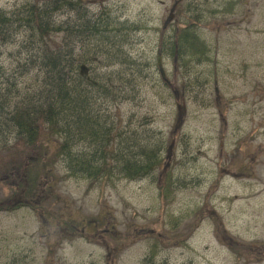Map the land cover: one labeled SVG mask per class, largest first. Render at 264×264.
<instances>
[{
    "label": "rangeland",
    "instance_id": "374dc122",
    "mask_svg": "<svg viewBox=\"0 0 264 264\" xmlns=\"http://www.w3.org/2000/svg\"><path fill=\"white\" fill-rule=\"evenodd\" d=\"M25 2L0 0V11ZM87 6L140 28L123 49L133 62L127 74L114 63L89 76L117 92L106 106L113 133L148 138L159 163L114 185L66 177L54 163V181L41 177L46 188L30 206L0 209V264H150L152 252L154 264H264V0ZM190 24L205 52L172 53L173 28ZM24 38L0 44V65L3 80L26 87L37 71L23 73L18 63L29 48ZM109 70L110 77L99 75ZM0 146L14 162L24 160L12 134ZM159 185H168L165 197ZM15 191L0 184V203L18 202L22 191Z\"/></svg>",
    "mask_w": 264,
    "mask_h": 264
},
{
    "label": "trees",
    "instance_id": "16d2710c",
    "mask_svg": "<svg viewBox=\"0 0 264 264\" xmlns=\"http://www.w3.org/2000/svg\"><path fill=\"white\" fill-rule=\"evenodd\" d=\"M91 1L95 0H26L19 6L20 13L0 11L1 43L19 46L18 35L23 33L29 48L18 63L23 73L29 64L37 71L31 85L23 87L8 77L3 80L5 71L0 65V138L12 134L25 153L24 160L14 162L7 148L2 151L0 146V184L22 191L18 202L0 203V209L30 206L41 177L50 175L51 184L54 181V163L61 165L66 177L99 180V185L144 177L159 163L148 138L138 140L137 136L129 141L118 130L113 133L106 106L117 102V92L112 94L105 81L89 76V69L99 71L114 63L122 64L118 71L127 74L133 62H127L123 49L130 34L140 28L115 18L104 6L90 11L87 4ZM64 12L66 16L59 18L57 14ZM196 33L191 24L173 28L167 49L172 53L191 50V57L203 54L205 44ZM109 71L99 75L110 77ZM15 73L18 69L10 77ZM50 154L55 158L50 159ZM159 187L165 197L168 185ZM154 255L149 256L150 264Z\"/></svg>",
    "mask_w": 264,
    "mask_h": 264
},
{
    "label": "bare ground",
    "instance_id": "6f19581e",
    "mask_svg": "<svg viewBox=\"0 0 264 264\" xmlns=\"http://www.w3.org/2000/svg\"><path fill=\"white\" fill-rule=\"evenodd\" d=\"M31 69H34V66L32 64H29L28 65V71L31 72ZM94 92H96V90H94ZM124 138L127 139V140H129V141L130 140H135V139H137V134L136 133L135 134H131V135H128L127 134L126 137H124Z\"/></svg>",
    "mask_w": 264,
    "mask_h": 264
}]
</instances>
